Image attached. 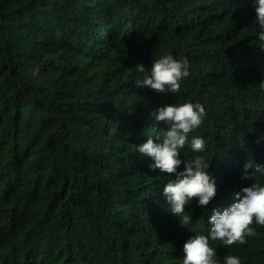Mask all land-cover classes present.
Listing matches in <instances>:
<instances>
[{"label":"trees","instance_id":"1","mask_svg":"<svg viewBox=\"0 0 264 264\" xmlns=\"http://www.w3.org/2000/svg\"><path fill=\"white\" fill-rule=\"evenodd\" d=\"M255 20V0H0V264H182L213 210L264 185L244 168L264 167ZM168 54L190 62L181 91L137 85L136 66L150 73ZM184 102L206 116L177 171L203 156L217 188L206 206H185L187 225L163 195L176 175L137 150L159 142L156 110ZM197 136L204 152L191 149ZM253 226L243 245L210 240L219 264H264V227Z\"/></svg>","mask_w":264,"mask_h":264},{"label":"clouds","instance_id":"2","mask_svg":"<svg viewBox=\"0 0 264 264\" xmlns=\"http://www.w3.org/2000/svg\"><path fill=\"white\" fill-rule=\"evenodd\" d=\"M255 12V24L259 29L257 39L264 50V0H255ZM189 67L187 58L175 59L171 54L164 55L153 61L150 73L143 64L136 66L135 70L144 74V79L137 85L149 87L157 93L178 94L181 80L189 76ZM153 115L165 125L157 136L159 142L149 139L137 150L142 156L154 160L150 165L152 170L159 169L163 173L176 175L175 180L164 187L163 195L170 205V211L181 219L182 224L187 225L191 219L190 215H185V206L193 198H198L199 206H206L217 191L215 180L208 172L209 160L205 161L203 156L184 161V170L177 171L182 163L179 158L181 149L188 143L189 133L202 124L206 116L205 107L199 102H184L160 107ZM190 144L194 152L205 151V140L201 137H193ZM244 168L246 172L253 169V173L264 174V167L254 161L247 162ZM242 193V196L236 193V202L231 207L222 211L213 210L207 221L210 225L208 235L196 234L185 242L182 264H219L210 240L220 241L225 247L243 245L248 237L257 235L253 225L264 227V185L255 183L243 188ZM224 264H241V261L238 256L227 255Z\"/></svg>","mask_w":264,"mask_h":264}]
</instances>
